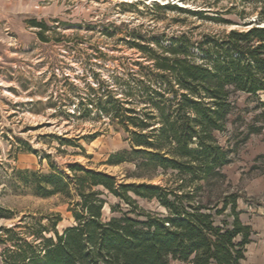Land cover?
Here are the masks:
<instances>
[{"label":"rangeland","instance_id":"obj_1","mask_svg":"<svg viewBox=\"0 0 264 264\" xmlns=\"http://www.w3.org/2000/svg\"><path fill=\"white\" fill-rule=\"evenodd\" d=\"M263 1L0 0V264L16 237L34 244L41 225L47 227L43 235L54 237V230L61 233L75 223L69 208L75 196L41 197L13 189L7 181L11 168L48 172L49 154L71 179L70 166L78 163L114 176L118 184L169 182L175 174L171 169H157L147 178L135 175L133 161H107L129 149L130 138L123 125L99 111L97 99L111 95L142 110L151 96L147 86L168 92L160 77L166 72L134 43L148 42L152 55H168L162 47L182 36L189 57L199 60L203 53L195 45L204 34L219 38L232 28H249ZM33 20L45 23L43 38ZM257 96L236 93L237 109L213 132L224 149L233 151L222 167L223 186L242 195L240 218L253 232L239 264H264V118L258 104L264 91ZM250 124L259 130L249 132ZM55 135L79 138L83 149L59 147ZM25 143L34 150L27 151ZM93 189L103 192V220L130 207L102 186ZM131 196L145 210L165 211L155 199ZM56 214L60 219L53 229ZM170 264L192 263L170 259Z\"/></svg>","mask_w":264,"mask_h":264},{"label":"trees","instance_id":"obj_2","mask_svg":"<svg viewBox=\"0 0 264 264\" xmlns=\"http://www.w3.org/2000/svg\"><path fill=\"white\" fill-rule=\"evenodd\" d=\"M159 6L186 11L175 4ZM263 20L264 1L249 28H232L219 38L204 34L195 45L203 53L199 60L189 57L182 36L172 38L169 47L154 41L168 55H152L148 42L134 43L150 54L157 69L166 72L160 77L169 93L160 86L159 90L147 86L151 96L140 111L111 95L97 99L99 111L123 125L130 138L129 149L111 154L107 161H133L135 175L147 178L157 169H171L173 178L165 184H118L110 174L74 163L71 179L57 169L49 154L45 156L48 172L11 168L7 181L13 189L41 197L75 196L69 207L75 223L61 233L54 230V237L43 235L47 227L41 225L34 233V240H39L34 244L16 237L12 247L3 251L4 264H170V259L239 264L253 232L240 218L238 200L242 195L223 186L222 167L233 151L224 149L213 132L222 129L227 116L237 109L236 93L257 96L264 91ZM32 25L40 28L38 34L43 38L45 23L33 20ZM258 104L264 118V101L258 100ZM250 125L249 132L259 130ZM54 137L59 147L83 149L79 138ZM25 144L27 151L34 150ZM95 186H102L130 207L103 220L105 200ZM131 194L155 199L165 211L145 210ZM116 207L111 211H117ZM3 210L0 206V216H4ZM59 219L56 214L53 229Z\"/></svg>","mask_w":264,"mask_h":264},{"label":"water","instance_id":"obj_3","mask_svg":"<svg viewBox=\"0 0 264 264\" xmlns=\"http://www.w3.org/2000/svg\"><path fill=\"white\" fill-rule=\"evenodd\" d=\"M262 26H264V25H262Z\"/></svg>","mask_w":264,"mask_h":264},{"label":"crops","instance_id":"obj_4","mask_svg":"<svg viewBox=\"0 0 264 264\" xmlns=\"http://www.w3.org/2000/svg\"><path fill=\"white\" fill-rule=\"evenodd\" d=\"M247 247V246H246Z\"/></svg>","mask_w":264,"mask_h":264}]
</instances>
